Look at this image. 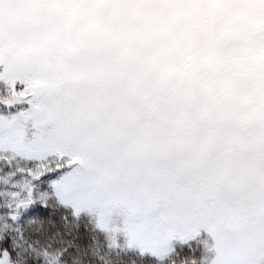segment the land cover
Returning a JSON list of instances; mask_svg holds the SVG:
<instances>
[{
	"label": "snow or ice",
	"instance_id": "snow-or-ice-1",
	"mask_svg": "<svg viewBox=\"0 0 264 264\" xmlns=\"http://www.w3.org/2000/svg\"><path fill=\"white\" fill-rule=\"evenodd\" d=\"M0 264H264V0H0Z\"/></svg>",
	"mask_w": 264,
	"mask_h": 264
}]
</instances>
